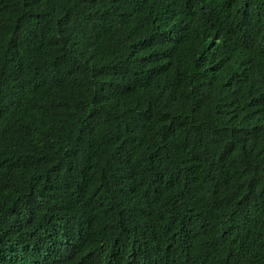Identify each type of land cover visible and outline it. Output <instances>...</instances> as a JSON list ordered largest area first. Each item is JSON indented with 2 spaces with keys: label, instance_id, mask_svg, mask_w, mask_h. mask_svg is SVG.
I'll return each mask as SVG.
<instances>
[{
  "label": "trees",
  "instance_id": "1",
  "mask_svg": "<svg viewBox=\"0 0 264 264\" xmlns=\"http://www.w3.org/2000/svg\"><path fill=\"white\" fill-rule=\"evenodd\" d=\"M0 264H264V0H0Z\"/></svg>",
  "mask_w": 264,
  "mask_h": 264
}]
</instances>
